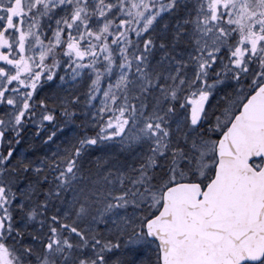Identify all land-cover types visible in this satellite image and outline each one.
Returning a JSON list of instances; mask_svg holds the SVG:
<instances>
[{"label":"snow or ice","instance_id":"obj_1","mask_svg":"<svg viewBox=\"0 0 264 264\" xmlns=\"http://www.w3.org/2000/svg\"><path fill=\"white\" fill-rule=\"evenodd\" d=\"M0 264H264V0H0Z\"/></svg>","mask_w":264,"mask_h":264}]
</instances>
